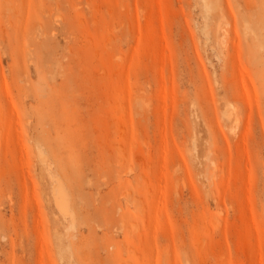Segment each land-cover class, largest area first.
<instances>
[{"label":"rangeland","instance_id":"obj_1","mask_svg":"<svg viewBox=\"0 0 264 264\" xmlns=\"http://www.w3.org/2000/svg\"><path fill=\"white\" fill-rule=\"evenodd\" d=\"M0 264H264V0H0Z\"/></svg>","mask_w":264,"mask_h":264},{"label":"bare ground","instance_id":"obj_2","mask_svg":"<svg viewBox=\"0 0 264 264\" xmlns=\"http://www.w3.org/2000/svg\"><path fill=\"white\" fill-rule=\"evenodd\" d=\"M208 2H209V0H208ZM208 11V10H207ZM221 11V10H220ZM253 33H254V31H252ZM232 106V105H231ZM234 107V106H233ZM232 113V112H231ZM237 117V116H236ZM233 129V128H232ZM234 130V129H233ZM63 191V190H62ZM65 192V191H64ZM60 195H62L61 194V192H60ZM63 197L60 199V200H58V206H59V208H61V209H66V207L67 206H69L68 204V202L67 201H65V199L67 198L66 196H69V195H67L66 194V196L65 195H62ZM58 198H60L59 196H57ZM57 198V199H58ZM69 201V200H68ZM57 203V202H56ZM66 203H68L67 205H66Z\"/></svg>","mask_w":264,"mask_h":264}]
</instances>
